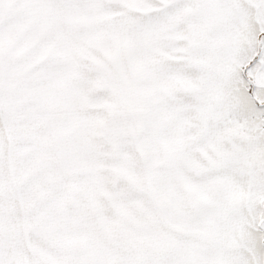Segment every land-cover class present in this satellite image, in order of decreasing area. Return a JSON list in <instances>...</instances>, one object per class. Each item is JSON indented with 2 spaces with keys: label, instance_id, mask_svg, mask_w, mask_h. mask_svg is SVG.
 I'll return each mask as SVG.
<instances>
[{
  "label": "snow or ice",
  "instance_id": "1",
  "mask_svg": "<svg viewBox=\"0 0 264 264\" xmlns=\"http://www.w3.org/2000/svg\"><path fill=\"white\" fill-rule=\"evenodd\" d=\"M0 264H264V0H0Z\"/></svg>",
  "mask_w": 264,
  "mask_h": 264
}]
</instances>
